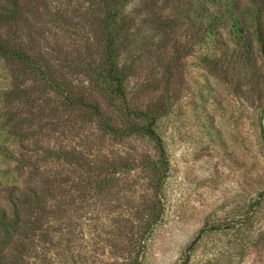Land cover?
<instances>
[{
  "label": "rangeland",
  "instance_id": "374dc122",
  "mask_svg": "<svg viewBox=\"0 0 264 264\" xmlns=\"http://www.w3.org/2000/svg\"><path fill=\"white\" fill-rule=\"evenodd\" d=\"M25 4L23 20L28 23L35 47L48 52L53 65L51 69L62 68L60 60L63 57L82 59L83 63L79 62L90 64L91 69H102L106 65L102 33L92 25L89 13H79L65 6L62 0H20L18 6ZM7 5L0 0V15L8 13L4 9ZM172 16L170 9L153 8L150 15L143 16L131 31L133 42L125 55V61L132 60L130 66L134 69L130 76L133 83H129V101L142 107L151 104L156 110L161 109L168 85L160 75L163 68L172 64L179 67L173 74L179 78L170 80L168 88L174 92V101L183 95L181 83H191L210 89H203V94H223L220 99L224 102L230 90L221 77L208 73V79H205L201 75L203 70L187 64L183 52L187 51L189 36L184 27L178 29L168 25L166 18ZM0 25L3 31H9V26H13H5L1 17ZM27 37L26 40H31L29 35ZM192 54L195 60L197 55ZM61 71L77 89L88 82V77L72 69L68 71L66 67ZM25 79L27 77L8 78L0 68V90L6 93L0 101V145L11 143L25 155L18 166L16 163L5 164V172L0 178L2 188L14 186L17 193L24 195L21 197L22 215L29 220H34L30 216L40 217L48 227L40 234L36 231L34 239L15 237L22 239L25 245L22 251L15 253L18 264H73L79 255L85 258V264H131L142 236V226L155 216L150 209L153 205L150 198L153 194L152 174L145 164L157 159L153 143L143 136H112L104 128L102 130L96 120L82 122V111L67 108L62 111L53 93L50 95L51 106H56L40 111L38 101L30 102L32 98L20 95V92L27 95L26 91L30 92L34 87L22 86ZM190 99L189 96L184 101ZM203 102H207L206 97ZM210 103L211 99L205 104L208 108L200 111L209 112L214 130L211 134L202 135V127L198 124H189L180 137L170 132L173 135L170 153L174 172L167 194L168 213L162 226L152 234L149 264H179L184 249L197 236L206 218L231 217L233 204L239 198L249 201L255 194L251 185L255 177L251 163H247L246 169L239 168L235 159L237 154L234 157L230 153L234 148L233 136L254 135L249 129L251 122L245 120L237 129L231 116L234 110L226 102L221 109ZM103 107L105 113L116 118L118 123L115 125L123 124L124 112L108 104ZM54 112L62 115L64 120L56 124L55 129L51 125L45 126L46 120L55 117ZM46 146L67 148L69 157H57L53 153L44 160ZM228 152L232 155L230 160L225 154ZM243 158L244 162L252 159L250 154ZM257 159L262 166L257 171L262 172L264 161L261 156V160ZM131 161H135L131 169L116 175L108 173L112 164ZM97 184L100 186L93 190L91 187ZM6 195L0 193L1 201L10 210ZM43 232H48L46 239L40 237ZM10 245L1 244V248L8 249Z\"/></svg>",
  "mask_w": 264,
  "mask_h": 264
},
{
  "label": "trees",
  "instance_id": "16d2710c",
  "mask_svg": "<svg viewBox=\"0 0 264 264\" xmlns=\"http://www.w3.org/2000/svg\"><path fill=\"white\" fill-rule=\"evenodd\" d=\"M3 1L8 4L4 7L8 13L0 17L5 26H13H9V31H3L0 25V68L8 78L28 79L32 76L22 81V86H34L30 92L26 91L27 95L19 91L22 98H32L30 102L38 101L40 111L47 107H50L47 110H51L56 106H51L50 95L53 93L62 111L66 108L82 111V122L96 120L98 126L112 136H143L153 143L157 159L145 164L152 174L150 186L153 194L150 198L153 205L150 209L155 216L142 226V236L131 264H149L152 234L162 226L168 213L167 194L174 172L170 153L172 136L180 137L189 124L201 126L202 135L211 134L214 130L210 125L209 112L200 111L201 108H208L205 104L210 99L213 106L220 108L226 102L234 110L231 116L237 129L245 120L251 122L249 129L254 135L233 136L235 154L230 153L234 157L237 154L235 159L236 163L239 162V168L246 169L247 163H251V170L254 169L255 173L251 185L255 194L249 201L239 198L233 204L231 217L221 215L206 218L197 236L184 249L183 260L179 264H264V170L257 171L258 167L262 168L257 157L260 159L261 156L264 161V0H62L65 6L79 13H89L92 25L99 28L104 42L102 52L106 65L102 69H91L90 64H81L82 59L61 58L62 68L67 67L68 71L72 69L88 77L87 84L78 89L65 78L66 73L61 71L60 66L51 69L53 65L50 64L48 52L35 47L28 23L24 22L22 15L27 4L19 7L20 0ZM153 8L173 12L172 17L166 18L168 25L178 29L184 27L186 36H189L187 51L183 52L186 53L187 64L196 70H203L201 75L205 79H208V73L221 77L230 90L224 102L220 99L223 94H203V89H210L186 82L181 83V99L174 101V92L168 88L170 80L177 77L173 75L174 70L179 67L172 64L163 68L160 75L168 85L161 109L156 110L151 104L142 107L129 101V83H133L130 76L134 69L130 66L133 65L132 60L125 61V55L133 42L131 31L143 16L150 15ZM26 35L31 40H26ZM194 52L197 55L195 60L192 57ZM35 92L36 96L33 97ZM4 96L5 90H0V101ZM189 96L192 99L184 101ZM205 97L207 102H203ZM109 99L111 101L107 103ZM103 104L124 112L122 125H115L116 118L105 113ZM54 115L45 121V126L51 125L55 129L56 124L64 121L58 112H54ZM174 126L177 127L172 130ZM175 131L177 133L174 134ZM10 144L0 145V176L5 172V164L16 163L18 166L25 156L22 149ZM53 153L57 157H69L67 148L51 149L46 146L44 160ZM230 153H225L229 160L232 156ZM246 154H250L251 162L243 161ZM134 165L135 161L114 163L108 173L116 175ZM99 186L97 184L91 188L94 190ZM241 191L244 192V189ZM3 192L7 194L11 209L4 206L0 197V264H18L15 253L22 251L25 245L22 239L15 237L34 239L36 231L40 234L48 225L40 217L30 216L34 220H29L23 216L21 197L24 195L17 193L14 186L2 188L0 178V193ZM47 233H41L40 237L46 239ZM1 244L10 246L4 249ZM67 254L71 252L67 251ZM72 263L85 264L86 260L79 255Z\"/></svg>",
  "mask_w": 264,
  "mask_h": 264
}]
</instances>
